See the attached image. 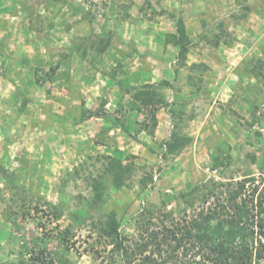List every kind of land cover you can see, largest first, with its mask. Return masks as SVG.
<instances>
[{
    "label": "rangeland",
    "instance_id": "rangeland-1",
    "mask_svg": "<svg viewBox=\"0 0 264 264\" xmlns=\"http://www.w3.org/2000/svg\"><path fill=\"white\" fill-rule=\"evenodd\" d=\"M179 17L193 41L186 66L166 42ZM224 30L219 46L201 38ZM254 66L264 75V0H0V165L18 179L14 189L0 181V264H18L37 237L62 252L66 232L65 264H122L100 232L103 212H116L132 244L143 218L190 220L180 195L192 186L246 177L263 186L264 85ZM162 81L172 83L160 92L175 119L166 106L134 111L129 92ZM173 132L190 143L167 155ZM117 152L132 166L121 190L98 180ZM96 186L106 202L84 214Z\"/></svg>",
    "mask_w": 264,
    "mask_h": 264
},
{
    "label": "trees",
    "instance_id": "trees-1",
    "mask_svg": "<svg viewBox=\"0 0 264 264\" xmlns=\"http://www.w3.org/2000/svg\"><path fill=\"white\" fill-rule=\"evenodd\" d=\"M56 1L67 2V0ZM93 19L94 17H89V20ZM219 27L223 30V23ZM227 35V31H225V34L217 36L213 41L205 35L201 38L219 46L222 38ZM166 42L178 50L177 62L179 65L186 66L193 41L189 37L182 17L176 19V31L167 36ZM75 47L80 48L79 46ZM105 49L106 47H102L100 53L105 52ZM82 54L83 57L86 56V51ZM202 67L201 69L199 65L194 64L190 68L200 73L208 68L206 65H202ZM255 71H257V67L254 66L253 72ZM179 72L180 66L175 69L176 78ZM253 74L260 75L264 85V75L256 72ZM188 84L195 92L202 89V79L194 77L192 74L188 75ZM155 86L147 85L135 89V91L128 90L130 94L134 92L131 103L133 110L140 111L141 108L166 106L169 108L168 112L171 118L175 119L176 113L173 104L166 103L160 92V88L163 86L171 89L172 83L162 81L161 86ZM102 117L120 128H126L121 119L113 118L109 114H104ZM153 120L157 121L155 113H153ZM256 133L262 136L260 131ZM189 143L190 140L173 132L170 139L164 143L163 148L166 149L167 155H176L184 150ZM251 157V162L255 164L256 156L252 155ZM106 160L104 174L100 175L98 180L104 184L106 182V179L103 178L104 175L109 178L117 190H121L132 173V166L129 163L124 164L121 153L118 152L116 156L106 157ZM214 163L213 168L219 169L224 165V160L222 161L219 156H216ZM260 169L264 172V157ZM261 176V180H264V173ZM17 180L16 176L0 165V181L2 183L14 189L18 186ZM94 188L96 190L93 196L83 201L87 207H85L84 214H87L89 210L101 211L106 202L103 191L97 186ZM180 198L187 199L185 209L188 206L195 210L190 220L184 216L178 221H171L170 224L167 221L173 218V214L166 213L163 215L165 221H161L157 226L153 221L143 218L139 225L142 234L138 241L132 244V240L120 232L121 223L116 212L102 213L106 220L99 222L102 224L100 232H102V236L110 239L111 252L118 255L122 264H257L264 261V185H260L257 179L246 177L238 180L235 184L210 181V183L190 187L181 193ZM197 202L201 205L198 210L195 209ZM58 208L60 207H57V210ZM186 212L184 210L183 214ZM151 213L153 214V212ZM67 236L68 232L65 236L63 234L62 237L57 238V243H61V247L66 248L62 252H52L48 249L49 244L41 237L33 239L31 243H23L18 264H54V262L65 264L70 250L62 243L67 242Z\"/></svg>",
    "mask_w": 264,
    "mask_h": 264
}]
</instances>
